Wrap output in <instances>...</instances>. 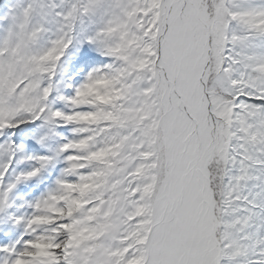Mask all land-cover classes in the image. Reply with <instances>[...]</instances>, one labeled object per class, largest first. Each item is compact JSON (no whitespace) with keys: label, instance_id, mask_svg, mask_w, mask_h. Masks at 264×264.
<instances>
[{"label":"snow or ice","instance_id":"snow-or-ice-1","mask_svg":"<svg viewBox=\"0 0 264 264\" xmlns=\"http://www.w3.org/2000/svg\"><path fill=\"white\" fill-rule=\"evenodd\" d=\"M0 264H264V0H0Z\"/></svg>","mask_w":264,"mask_h":264}]
</instances>
